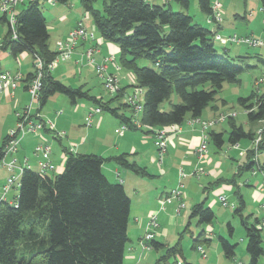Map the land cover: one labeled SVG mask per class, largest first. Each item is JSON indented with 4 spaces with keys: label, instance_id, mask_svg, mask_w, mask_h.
Returning a JSON list of instances; mask_svg holds the SVG:
<instances>
[{
    "label": "trees",
    "instance_id": "16d2710c",
    "mask_svg": "<svg viewBox=\"0 0 264 264\" xmlns=\"http://www.w3.org/2000/svg\"><path fill=\"white\" fill-rule=\"evenodd\" d=\"M54 1L68 4L71 0ZM97 1L80 0V3L103 41L119 48V62L115 59V63L132 73L134 87L144 90L143 110L138 118L142 128L139 129L182 125L188 118H201L216 101L223 85L240 84V75L251 68L235 65L228 59L225 47H222V54L218 52L214 45L218 30L206 29L188 13L173 11L170 4L153 5L147 0H102L101 9H97ZM172 1L185 11L190 7V0ZM261 1L264 10V0ZM198 5L202 13L212 16V0H198ZM0 23L7 28L0 52L8 51L14 58L30 53L33 58H41L46 67L57 57V51L51 50L49 45L50 35L40 0H29L26 8L19 10L16 20L18 39H12L6 17L0 16ZM142 59L151 62L152 67L139 66L138 61ZM243 59L236 60L243 63ZM110 66L113 65H109V73L115 74L110 71ZM33 78L34 72L23 80L26 89ZM42 84L40 109L50 97L61 94L72 104L89 102L136 128L134 112L124 99L132 87L129 90L121 88L110 100L104 101L102 97L91 95L83 86L74 88L64 84L50 72H46ZM207 86L209 89H205ZM173 93L180 100L177 104L171 102ZM165 102L170 104L168 111L161 108ZM113 103L117 106H112ZM239 104L245 109L251 125L264 123V94L253 91L249 97L239 98ZM126 109L132 112L131 117L124 113ZM227 121L230 126L227 138L214 130L208 132L216 149H222L226 143L235 146L242 140L255 141L256 130L245 131L236 125L234 117ZM261 126L258 148L247 151L246 160L238 167L237 174L229 180L216 181L214 186L226 183L237 187V180L242 175L259 166L257 155L264 151V124ZM45 131L50 130L46 128ZM7 142L8 137L0 145V162L5 158ZM65 153L61 173L43 177L32 168H25L18 185L13 187L18 189V196L8 201L10 192L3 199L1 194L0 264H124L126 245L130 241L131 199L122 183L109 181L103 165L106 161H114L142 177L149 176L147 170L130 162L126 154L105 159L95 154H73L67 149ZM234 195L238 201L233 217L240 220L245 230L247 264H259L264 257L263 231L258 228L260 220L245 215L242 196L238 191ZM207 200L206 197L191 208L189 219H197L200 227L213 224L216 217ZM227 228L232 235L230 223ZM189 229L190 222L185 232ZM182 237L180 235L173 246L153 240L150 247L162 252L155 264H173L183 258ZM218 240L225 258L235 259L238 245L231 244L225 237L220 236ZM210 244L211 239L206 237L203 228L196 237L193 236V249Z\"/></svg>",
    "mask_w": 264,
    "mask_h": 264
},
{
    "label": "crops",
    "instance_id": "0c3cea01",
    "mask_svg": "<svg viewBox=\"0 0 264 264\" xmlns=\"http://www.w3.org/2000/svg\"><path fill=\"white\" fill-rule=\"evenodd\" d=\"M147 1L153 5H165L167 3L172 6L173 3L172 0ZM261 10L264 13L262 8ZM250 16H252V14H250ZM79 22H83L88 28L91 26L93 27L92 22L91 26H89L86 20H78L77 23L64 34L62 37L63 40L67 38L69 32L74 29ZM4 27L5 26L0 23V42L2 44L7 33V28L5 30ZM222 27L223 26H221V28ZM213 30L216 29L214 28ZM243 36L249 35L245 34ZM250 36L255 37V34L251 33ZM97 38L99 42V53L96 55L97 61L102 62L103 59L108 56H114L116 59L120 52L119 48L112 43L104 42L99 35H97ZM60 40H57L56 43ZM91 45H93V43L90 41L79 42L72 58L67 62L59 63L58 66L50 72L52 76L64 84L65 81H68L77 87L83 86L87 88L92 85L91 80L96 77L95 72L92 68L87 66L85 58L81 55ZM2 52L3 51L0 52V55ZM227 52H229V49ZM261 52L263 54L256 57L259 61L264 62V52ZM8 54L11 55L10 53ZM27 54L28 53H23L17 58L11 55L18 64V68L14 69L16 70L15 72L20 71L24 77L34 72L33 57ZM239 57L244 58L243 63L246 59L250 58V56L246 54H240L237 58ZM12 64L13 63L10 62L7 55L3 58L0 57V73L5 71L14 72V70L10 71L12 70L10 69ZM112 68H114V66H110V71L116 72L115 74L121 78V88L127 87L129 90L135 83L133 76L127 78L125 75H122L123 69L120 68V70L116 71L115 68ZM253 68L254 66H251L250 69ZM127 79V85H122L121 82ZM58 95L61 94L50 97L52 98V103L55 104L57 101L61 102L64 108L54 111V114L51 113V111H45L43 108L40 109L39 104L34 105L32 108L33 114L39 113L43 120L51 121L55 126L54 130H43L37 134L25 136L19 144L18 152L14 157L17 158L21 164H23L24 160H27L31 168V164H35L38 170L39 160L34 155V148L38 144L47 143L52 148L51 161L55 165V170L49 172V176L63 171L66 161V149L73 154H95L105 159L126 154L130 162H135L140 167L145 168L149 174L148 177L138 176L127 171L114 161H106L103 165V172L106 177L113 183H122L131 199L130 214H134V218L133 225L130 227L129 224L128 233L129 230H131L132 237H129L130 241L126 245L124 264H155L162 254V252L155 251L151 247L144 248L140 243L145 234L149 217L155 212H158L159 222L158 235L155 240L167 246H173L175 244L172 243L173 241H169L171 239V232L176 234L179 228L189 222L190 225L192 224V221L195 219L191 221L189 219L191 208L195 204L202 202L206 197L208 198V207L214 211L218 205H222L220 204V195H226L228 198L231 197L232 193L235 194V191H238L245 202L246 207L244 214L253 215V219L257 218L260 220L262 218L263 212L261 210V205L264 204V193L259 189V184L263 180L261 171L253 170L248 172L246 179H244L245 174L242 175L241 178L237 180V187H233L226 183H219L214 186L216 181L222 179L229 180L237 174L238 167L246 160L247 151L253 147L252 142L246 146H242L240 143L235 146L228 144L229 148L227 149V153L223 156L221 153L218 154L216 151H211L210 143L212 142L208 135L207 152L203 159H199L196 150L202 143L204 132L200 125L189 124L188 120L190 118H188L182 125H178L179 131L172 136L167 151L164 153L161 160L159 151L154 144V136L149 129H136L128 126V129L124 131L123 135H120L117 133V130H119L124 123L116 117L112 115L103 116V112L94 113L96 107L89 102L85 103L84 101H79L76 104H72L68 97ZM29 104L30 95L24 82L15 90L0 93V136L2 142L8 136L9 131L16 127V122H18L16 113L23 111ZM112 106H117V104L113 103ZM210 107L212 113L210 115L206 114L205 111L209 108L208 107L203 112L201 119L211 120L220 115L216 105L212 104ZM6 108L8 109L7 116L2 118L1 112L5 111ZM124 113L128 117L132 116V112L128 109H126ZM90 114L91 122L88 125V117ZM219 125H222V123ZM219 125L211 130H214L216 133H222V131H216ZM258 127V125L254 126L252 130H256ZM58 133L63 135L58 137ZM223 149L225 150V145L222 149H217V151L222 152ZM233 156L235 157L233 158ZM228 160L235 166L231 164L228 168ZM257 160L259 166H256V169L261 167L264 172V164L260 162L259 158H257ZM196 169L202 171L199 177L191 175ZM180 170H183L189 175L182 181L184 185L182 198L181 200H174L171 204H167L164 210H160L159 202L172 190L177 188L180 182ZM3 171L5 174L2 179L0 177V196L8 177L7 171L5 169H3ZM207 187L211 188L206 192L205 188ZM18 193V189L13 188L7 195V200L12 201L18 196ZM182 203L185 207L180 209ZM248 206L251 207L250 212H246ZM228 223L232 225L231 221L226 219L222 222V226ZM198 227L200 228V226ZM204 230L206 231V237L211 239V244L200 247L202 251L199 250V247L194 249L199 256L192 253L189 258H187L183 252L184 259L181 258L179 260H182L184 264H234L226 260L218 244L213 242L215 232L214 225H208L204 227ZM234 230L233 227V232ZM152 252H156V255H159V257L157 256V259H155ZM262 258L264 259V257ZM261 260L260 263L264 264ZM248 262L249 255L246 253L240 264H247Z\"/></svg>",
    "mask_w": 264,
    "mask_h": 264
},
{
    "label": "rangeland",
    "instance_id": "374dc122",
    "mask_svg": "<svg viewBox=\"0 0 264 264\" xmlns=\"http://www.w3.org/2000/svg\"><path fill=\"white\" fill-rule=\"evenodd\" d=\"M28 1L29 0H26L25 4L20 5L19 10L25 9ZM214 1L215 0H212V3ZM221 5H222V8H221L222 19H223V22L221 24V26H223L222 28L221 26L208 22L209 20L207 18V15L202 13L199 8L198 0H190V7L187 11L183 10L180 6L175 5L174 3H172V9L175 12L188 13L190 16L194 18L195 22L201 24L203 27H205L206 29H209L210 31H214L213 29L215 28L216 30H218V32L216 33H219L222 37H229L230 35H234V34H237L238 36H243L245 34H248L250 36L251 33H254L255 38L264 39V13L261 10L263 6V3L261 0H221ZM95 7L97 9H101L102 0H98L97 3L95 4ZM40 9L47 22V27H48V31L50 35L49 45H50L51 50H54V51L56 50V41L60 39L63 40L62 37L64 36V34H66L70 30V28L73 27L77 23L78 20H83V21L86 20L87 24L91 26L92 18L85 13L80 3V0H71L68 4H60L57 2L49 3V1L47 0H40ZM250 14H252V16H250ZM4 26L6 30V25ZM91 28L92 26L89 29ZM95 32L97 35H99L97 30ZM92 43L96 44V41ZM214 45L216 49L218 50V52L222 54L223 48L215 41H214ZM225 48L229 49L228 56H227L228 59H230L235 65H238V66L244 65V66H250V67L254 66V68L249 69L240 75V79H241L240 84H231V83L224 84L222 90L218 93L216 97V101L213 103V105L217 106V111L219 112L220 115L224 114L227 116L234 117L236 125L243 127L245 131H249V129L250 128L252 129L254 125H251V123L249 122L245 109L239 104V98H247L250 96V94L253 91H255L256 94H264V88H263L264 86V62L259 61L256 57L258 55L263 54L261 51L264 52V47L260 48V47H250V46H246L243 44H229L228 46H225ZM8 53L9 52L3 51L0 57L3 58L6 55L9 57L10 62L13 63L12 67L10 68L12 70L10 71H13L14 69L18 68V64L12 58V56L9 55ZM240 54L249 55L250 58L246 59L244 63H239V61L236 59L238 56H240ZM27 55L31 56L30 53H28ZM116 60L117 62H119V55L117 56ZM138 65L141 67L143 66L152 67L151 62L145 59L139 60ZM92 69L94 70L96 77H94L91 80L92 85H90L89 87L85 89L87 90L90 89L91 95L102 97L104 101L110 100L114 95L106 91L103 85V80L100 78L98 72L94 68ZM15 71L16 70H14V72L12 73H15ZM122 75H125L127 78L128 77L131 78L133 76L132 73L127 70H123ZM121 83L122 85L126 86L128 83V79L124 80ZM65 84L70 85V86L73 85L72 87H75V88L77 87V86H74L73 83H70L68 81H65ZM205 89H209V86H207ZM58 96L64 97V95H58ZM84 102L86 103V101ZM171 102L173 104H177L180 102L178 96L175 93H173L171 97ZM7 108L5 111L1 112L2 118H5L7 116V113H8ZM63 108L64 106L61 102L57 101L55 104H53L52 98H50L49 101H47L46 105L43 107L45 111H51V113H53L54 111L58 109L60 110ZM161 108L162 110L168 111L170 109L169 102L163 103ZM205 112L206 114L210 115L212 113L211 107H209ZM103 116H110V114L107 112H103ZM17 123L18 122H16V127H17ZM260 124L262 125L264 123H260ZM260 124L258 125L260 128L256 129L257 133L259 130H262V126ZM16 127L13 128L12 130H15ZM216 131H222L225 138H227L228 133L230 131V126H229L228 121L222 123V125H219V127L216 128ZM1 142H2V138L0 136V145H1ZM249 143L250 141L248 140H242L240 142L242 146H246ZM210 148H211V151H216L218 154L221 153V155L224 156V154L227 153V149L229 148V145L228 143H226L225 150L223 149L222 152L217 151L215 145H213L212 143H210ZM234 157L235 156H233V158ZM257 158H259L260 162L264 164V151L258 154ZM9 159H11V156L7 157V160ZM1 163L2 162H0V177L2 179L4 177L5 172L3 171ZM231 164H232L231 161L228 160L227 167L229 168ZM31 165H32V170L36 172L37 171L36 165L35 164H31ZM232 165L235 166L234 164ZM247 176H248V173L245 174L244 179H246ZM227 200L229 204L234 203L235 205H237L238 200H237V197L234 195V193H232L231 197H228ZM250 208L251 207L248 206L246 208V212H250L251 211ZM214 212L216 213V217L213 222L214 229H215L213 242L215 244H218L221 251H222V248L218 240L220 236L225 237L227 240L230 241L231 244H237L238 246L236 249L235 260L234 259L233 260L226 259V260L233 262L234 264H240L241 261L243 260V257L247 253L246 252L245 230L241 226V223L238 220V218L233 217L232 209L225 208L222 205H218L214 209ZM133 218H134V214H130V221H129L130 227L133 225ZM226 219H229L231 221L235 229L232 235H230L229 233L227 224H224L222 226V222L225 221ZM186 226L187 224L179 228L176 234H173L171 232L170 234L171 239L169 241H173L172 243H176L180 239V235H182L183 236L181 239L182 249H183V252L185 253V256L189 258V256L192 253H194L195 255H198V253L195 252V250L193 249V236L196 237L200 233L201 229L202 228L204 229V227H200V228L198 227L199 225H198L197 219L192 221L189 232H185ZM131 233H132L131 230H129V233H128L129 237H132ZM152 254L155 257V259H157V256L159 257V255H156L157 254L156 252H152ZM261 262H264L263 258Z\"/></svg>",
    "mask_w": 264,
    "mask_h": 264
},
{
    "label": "built area",
    "instance_id": "2783aa9c",
    "mask_svg": "<svg viewBox=\"0 0 264 264\" xmlns=\"http://www.w3.org/2000/svg\"><path fill=\"white\" fill-rule=\"evenodd\" d=\"M49 3L55 2L54 0H48ZM26 0H0V16L6 17L8 26L11 30V37L13 40L18 39L17 29H16V20L19 14V6L23 5ZM222 5L221 0H215L212 3V16L208 17V22L215 25L221 26L222 19ZM96 29L92 27L89 29L86 27L83 22H79L77 26L72 29L67 38L60 40L56 43V51L58 53L55 60L50 64L45 65L44 61L39 57L33 58V67H34V78L29 83L27 91L30 95V104L26 106L23 111L17 112L16 117L18 119L17 127L15 130H12L8 134V142L5 148V158L2 160V168L5 169L8 173V178L5 186L3 187V199L14 186L18 185L21 174L25 168H31L28 165L27 160H24L21 164L14 155L18 152L19 144L22 139L29 134H37L45 130H54V124L49 120H43L39 113H32V108L34 105L39 104V99L41 91L43 88V78L46 75V72H51L55 69L59 63L66 62L72 58L75 53L79 42L81 41H90L97 43L94 46L88 47L81 55L85 58L86 64L94 68L100 78L103 80V85L109 93L115 95L121 89L120 79L116 74L109 73V65L112 64L116 71L120 70V65L115 63L114 56H108L103 59L102 62H98L96 59L97 53H99V42L96 34ZM214 41L217 42L221 47L228 46L229 44H243L250 47H264L263 38H255L253 36H238L237 34L230 35L229 37H222L219 33H216L214 36ZM2 43L0 42V47ZM25 79L24 75L19 72H1L0 73V93L8 92L15 90L21 85ZM125 102L132 108L136 119L133 121L136 128H142L141 122L138 119L143 110L144 103V90L140 87H134L124 96ZM100 108H95L94 113H101ZM234 116V115H232ZM231 116L220 115L211 120H203L201 118H190L188 120L189 124H198L201 126L202 131L204 132V137L202 143L198 146L196 154L199 159H203L207 152V137L208 132L214 128L217 124L227 121ZM91 114L88 117V125L90 124ZM128 129V125L124 124L122 127L117 130V133L123 135L124 131ZM154 136V144L159 151L160 159L164 153L167 151L169 141L172 136H174L179 131V126L174 124L166 126L163 128H147ZM262 130L258 131V136L253 142V147L257 149L258 144L261 141ZM63 134L58 133L57 136L60 137ZM34 155L38 158V174L41 176H46L49 172L55 170V165L51 161L52 148L47 143L38 144L34 148ZM11 156V159L7 160V157ZM255 171H261L263 175V180L259 184V189L264 193V172L263 168L258 167ZM256 173V172H254ZM202 174V171L196 169L191 175L199 177ZM189 175L186 174L183 170H180L179 177L180 182L176 189L172 190L167 196H165L160 202V210H164L167 204H171L174 200H181L183 195L184 185L182 181L186 179ZM220 202L223 207L235 209V204H229L226 195L219 196ZM185 206L182 203L180 209H183ZM261 210L263 216L259 221L258 228L264 231V204L261 205ZM159 222H158V212L151 214L146 225L145 235L142 237L140 243L144 248H149L150 243L155 240L158 235ZM199 250L202 249L199 247ZM173 264H184L182 260H176Z\"/></svg>",
    "mask_w": 264,
    "mask_h": 264
}]
</instances>
